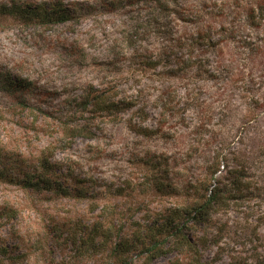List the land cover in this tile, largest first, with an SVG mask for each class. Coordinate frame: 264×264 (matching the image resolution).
Masks as SVG:
<instances>
[{"label":"rangeland","instance_id":"obj_1","mask_svg":"<svg viewBox=\"0 0 264 264\" xmlns=\"http://www.w3.org/2000/svg\"><path fill=\"white\" fill-rule=\"evenodd\" d=\"M59 1L73 21L0 17V264H188L172 236L221 230L209 264L262 254L264 196L186 213L220 148L264 160V0Z\"/></svg>","mask_w":264,"mask_h":264},{"label":"trees","instance_id":"obj_2","mask_svg":"<svg viewBox=\"0 0 264 264\" xmlns=\"http://www.w3.org/2000/svg\"><path fill=\"white\" fill-rule=\"evenodd\" d=\"M75 11L73 4H66L59 0L44 2L42 6L32 5L30 3H0V17L19 18L26 26L32 25L33 23H40L42 25L64 24L74 20L76 15ZM171 73L175 74L176 70H172ZM101 106L104 107L103 109H105V112L112 111L114 108H119L117 104L112 101L106 102V100ZM124 106L123 109L133 107L129 106V104H124ZM145 119L146 118H143V120ZM136 131L144 136H149L155 132L143 127L137 128ZM76 135L82 134L76 132ZM262 147H264V145ZM225 152L224 148H220L215 153L209 172L202 180L194 182L196 185L193 190L194 194L199 196L198 199L201 200L202 203L194 208H190L186 213V217L189 221L192 220L191 222L193 224L208 225L211 221V214H216L220 210L228 211L232 201L242 198L243 195H245V197L246 195H251V197L256 196L259 198L264 196V187L260 185L264 183V160L260 157V149L254 150L253 148V150H249L246 153V150L241 148L237 149V151L229 152L228 155L225 154ZM46 165L48 166L46 163L43 164L45 169L48 170ZM221 168L226 172V175L219 178L218 176L223 172ZM211 169L213 171H211ZM253 171L256 172V174L253 173ZM44 184L46 185V190H53V186H51L48 180H44ZM260 219L259 223H264L262 222L264 216ZM170 225L171 229H176L174 221L173 225L172 223ZM190 227L192 228L193 226ZM211 236L217 238L216 243H225L221 242L224 238L230 239L226 234V230H221L217 234L208 235L205 233L203 236H199L198 239L196 238V242H194L195 238L193 237L188 239L185 236H177V234L172 236V238L177 241L179 246L186 248L187 254L191 257L188 264H209L203 260L200 247L202 241ZM257 238L260 239V235H257ZM150 241H152V239H150ZM252 243V241L244 242L241 246L245 247V245H250ZM219 245L218 247H220ZM143 247H145V244H143ZM167 251L168 250H163V248L148 247V263L161 257ZM230 264H264V250L261 254L258 248L253 249V256L250 258L231 257Z\"/></svg>","mask_w":264,"mask_h":264}]
</instances>
